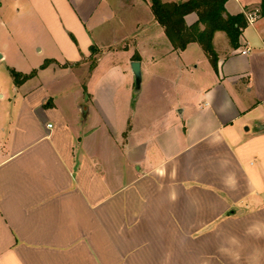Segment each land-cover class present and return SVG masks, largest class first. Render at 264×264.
<instances>
[{"label":"crops","instance_id":"0c3cea01","mask_svg":"<svg viewBox=\"0 0 264 264\" xmlns=\"http://www.w3.org/2000/svg\"><path fill=\"white\" fill-rule=\"evenodd\" d=\"M23 3L11 19L33 16L47 44L28 29L0 53V264H264V38L247 26L168 123L172 107L119 94L127 72L99 73L124 44V0ZM262 3L226 12L259 9L261 36ZM2 61L37 73L16 85Z\"/></svg>","mask_w":264,"mask_h":264},{"label":"rangeland","instance_id":"374dc122","mask_svg":"<svg viewBox=\"0 0 264 264\" xmlns=\"http://www.w3.org/2000/svg\"><path fill=\"white\" fill-rule=\"evenodd\" d=\"M124 1L126 7L121 16V21L126 22L124 44L120 46L122 47L120 50L102 57L98 67L99 73L107 76L116 69L127 72V77H115L112 85L118 88L119 94H129L135 109L148 108L152 110V115L164 118L165 114L168 117V111L172 107L174 111L171 116L169 115L167 122H183L187 117L180 115V111L187 105L186 100L184 102L183 99L192 90L197 92V80L204 77L213 65L203 47L197 42L189 44L184 50L175 49L164 29L156 22L148 0ZM23 2L24 0H0V7L1 5L3 7V11L0 10V53L3 49L16 45L17 42L18 44L26 42L28 29H33V32L42 37V42L47 44L46 35H43L44 26L33 16L11 19L17 9L24 11ZM138 24L141 26L137 27ZM255 27L258 30H264V16L255 24ZM11 31L14 33L12 42L9 35ZM246 31L248 34L251 33L253 40L262 42L264 34L258 35L250 24ZM214 44L217 53L223 56L229 53L228 50L232 46L225 32L216 35ZM100 52L101 50L97 48L90 57L92 68ZM136 52L142 54V88L137 94V99L134 97L135 75L129 60L130 56ZM134 57L140 58L138 54ZM126 61L130 63L127 66ZM2 62V69L8 70L10 75L13 66H10L7 61ZM200 102V99L198 102L195 100L189 107L199 105Z\"/></svg>","mask_w":264,"mask_h":264},{"label":"trees","instance_id":"16d2710c","mask_svg":"<svg viewBox=\"0 0 264 264\" xmlns=\"http://www.w3.org/2000/svg\"><path fill=\"white\" fill-rule=\"evenodd\" d=\"M229 0H148L156 22L164 29L175 49L184 50L191 43H199L217 70L219 55L215 49L214 38L217 32H225L233 48L240 46V37L248 26L243 13L231 15L226 12ZM264 8V0L262 3ZM196 14L197 19L189 23L187 17ZM97 48H94V52ZM93 52V53H94ZM138 60L139 58H135ZM47 60L41 68L49 65ZM16 85H20L37 73L31 74L11 70Z\"/></svg>","mask_w":264,"mask_h":264},{"label":"water","instance_id":"95a60500","mask_svg":"<svg viewBox=\"0 0 264 264\" xmlns=\"http://www.w3.org/2000/svg\"><path fill=\"white\" fill-rule=\"evenodd\" d=\"M132 71L135 75V95H137L142 86V67L140 61L136 60L132 62Z\"/></svg>","mask_w":264,"mask_h":264},{"label":"built area","instance_id":"2783aa9c","mask_svg":"<svg viewBox=\"0 0 264 264\" xmlns=\"http://www.w3.org/2000/svg\"><path fill=\"white\" fill-rule=\"evenodd\" d=\"M259 16H260V10L259 9H255V10L245 12V17H246L247 22L249 24H254L256 22V20L259 18ZM263 44H264V40H263ZM248 51H249V49H244L242 51V53L247 54Z\"/></svg>","mask_w":264,"mask_h":264}]
</instances>
